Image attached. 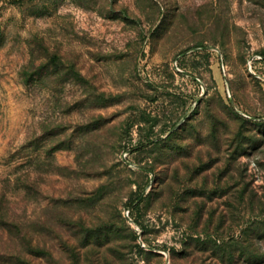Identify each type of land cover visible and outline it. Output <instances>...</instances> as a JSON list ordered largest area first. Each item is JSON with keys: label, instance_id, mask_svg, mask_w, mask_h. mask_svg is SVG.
I'll return each mask as SVG.
<instances>
[{"label": "rangeland", "instance_id": "1", "mask_svg": "<svg viewBox=\"0 0 264 264\" xmlns=\"http://www.w3.org/2000/svg\"><path fill=\"white\" fill-rule=\"evenodd\" d=\"M261 216L264 0H0V264H248Z\"/></svg>", "mask_w": 264, "mask_h": 264}, {"label": "trees", "instance_id": "2", "mask_svg": "<svg viewBox=\"0 0 264 264\" xmlns=\"http://www.w3.org/2000/svg\"><path fill=\"white\" fill-rule=\"evenodd\" d=\"M56 149V148H53ZM253 232L263 234L264 232V217L258 218L253 224ZM239 243L244 244L245 240L241 238L238 241ZM250 251L247 248L240 246L237 250L240 251L241 255L239 256L240 260L246 261L248 264H264V252L259 250V247L250 244ZM254 246V248H253ZM254 249V250H253ZM246 253V254H245Z\"/></svg>", "mask_w": 264, "mask_h": 264}]
</instances>
